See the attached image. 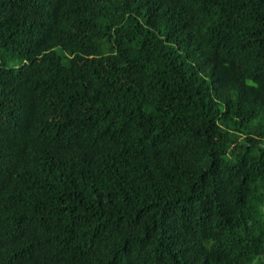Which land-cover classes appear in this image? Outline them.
<instances>
[{"label":"trees","instance_id":"trees-1","mask_svg":"<svg viewBox=\"0 0 264 264\" xmlns=\"http://www.w3.org/2000/svg\"><path fill=\"white\" fill-rule=\"evenodd\" d=\"M0 264H264V0H0Z\"/></svg>","mask_w":264,"mask_h":264},{"label":"rangeland","instance_id":"rangeland-1","mask_svg":"<svg viewBox=\"0 0 264 264\" xmlns=\"http://www.w3.org/2000/svg\"><path fill=\"white\" fill-rule=\"evenodd\" d=\"M150 110V108L148 107L147 109H146V111H149Z\"/></svg>","mask_w":264,"mask_h":264}]
</instances>
